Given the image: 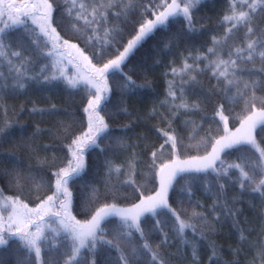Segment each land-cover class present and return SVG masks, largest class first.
I'll list each match as a JSON object with an SVG mask.
<instances>
[{"label":"trees","instance_id":"16d2710c","mask_svg":"<svg viewBox=\"0 0 264 264\" xmlns=\"http://www.w3.org/2000/svg\"><path fill=\"white\" fill-rule=\"evenodd\" d=\"M23 2L3 0L0 5L5 8L0 29L6 51L0 58V207L5 197H11L34 209L53 194L55 173L73 159L68 146L88 130L90 114L95 119V113L85 111L95 90L86 83V62L76 49L69 55L62 43L59 49L45 46L47 37L31 17H21L23 23L12 26L6 5ZM49 2L53 4L51 26L97 67L114 58L117 48L123 50L142 20L153 19V11L164 9L157 8L161 0ZM177 2L183 7V0ZM241 12L247 15L235 28L236 21L224 20ZM191 15L192 31L182 15L170 18L135 49L120 70L107 74V91L96 109L107 130L97 140L98 147L85 149V167L67 185L72 194L69 213L75 220L87 221L104 205L129 206L153 195L159 189L160 165L203 156L225 134L217 112L222 111L228 117L227 128L234 129L251 111L245 109L241 92L247 98L253 94L264 98V57L260 55L264 52V0H200ZM105 29L120 34L107 46ZM176 36L180 39L172 40ZM169 41V47H164ZM249 43L253 49H248ZM102 51L106 54L101 55ZM221 60L226 63L216 67ZM15 68H21L22 75L17 76ZM126 78L134 84L125 86ZM256 107H261L258 100ZM169 137L174 138L175 148ZM254 137L264 151V127L257 126ZM235 164L252 179L245 180L240 169L229 168ZM261 180L264 163L259 150L249 145L226 149L213 168L180 172L172 180L168 205L195 231L188 228L178 234L175 217L163 209L156 216L141 217L144 239L133 230L132 243L137 248L148 243L157 255L155 264L160 260L166 264H264V188L254 191ZM9 211H0L4 229ZM60 219L45 217L42 227L48 243L40 245L39 259L4 231L8 242L0 248V264H69L72 241ZM115 224L113 219L103 225L104 239L114 240ZM118 243L120 252L99 244L95 254L90 248L82 249L80 264H123L116 258L123 253L131 259V248L124 241ZM140 252L136 264H154L150 252Z\"/></svg>","mask_w":264,"mask_h":264},{"label":"snow or ice","instance_id":"6c2138e0","mask_svg":"<svg viewBox=\"0 0 264 264\" xmlns=\"http://www.w3.org/2000/svg\"><path fill=\"white\" fill-rule=\"evenodd\" d=\"M200 0H183V7L177 0H172L171 4H166L165 0H161L160 4L157 5V8L163 7V11H153L155 19H145L142 20L139 24L138 30L132 39L127 41V44L123 46V51H119L117 48L118 54L114 58L108 59L106 63H103L102 66L97 67L92 64L88 56L77 47L75 44H69L67 40H62V37L57 32L56 28L51 26V15L53 11V4L49 0H24L23 3L14 4L8 3L6 5L7 14L9 19L12 20V26H15L18 23H23L24 19L31 17L32 23L37 25L39 32L43 34L44 37H47L45 46L51 44L53 49H59L62 45L69 49L68 54L71 55V49H76L79 53V56L82 57V60L86 62L85 67L88 70V74L85 77L86 83L91 84L94 88L93 98L88 101V107L85 108V111L88 112L91 110L92 113H95V119L93 115L89 116V125L88 130L82 134L80 137H76L72 140L71 144L68 146L69 151L73 157L72 160L68 161V165L65 168H61L55 173L57 179L55 183V191L52 195L47 196L36 208H28L26 204H21V202L16 199L13 200L11 197H5L3 206L0 207V211L8 210L9 214L7 217V229L3 228L4 218L0 216V248H3L7 245V239L3 234L4 231H7L10 235L16 236L20 242L22 248L27 250L29 255L33 252L37 259L41 255L40 245L48 243V237L46 236L45 230L42 227L45 217L49 219L52 218H61L60 223L63 225V228L68 236L71 237V252L72 259L69 264H80L81 260V250L90 248L92 253L98 251L97 245H107L110 248H115L117 252H120V246L118 241H124L131 248V259L128 256L121 253L117 256L118 261H122L123 264H136V261L139 259L141 254L140 249L143 251L150 252L152 261H157L156 253L151 251V248L148 243H144L137 248L133 245L131 237L133 235V230L140 234V238L144 239V233L140 228L141 217L147 215L156 216L159 214L160 210L167 209L171 213L177 222L175 231L178 234H183L185 229L192 228L195 231L194 227L191 224H187L184 221L180 220V217L176 214L175 210L171 209L167 203V195L169 188L172 184V180L175 178L178 172H189V171H206L209 168H213L215 162L220 160V153L226 149L236 148L242 145H249L253 148H257L255 139L252 135L253 131L257 126L264 127V98H257L254 94L251 98H247L241 92L240 98L244 99L245 109L249 107L251 111L248 112L242 119H240V127L235 130V132H230L227 128L228 117L223 115L222 111L217 112L220 119L224 122V132L225 135L215 140L211 146V152L203 157H195L191 160L179 161L173 160L170 163L162 164L159 168V189L150 196L143 197L140 199L139 203L132 205L129 208H118L115 204L104 205L98 208L95 213L91 216V219L81 223L78 220H75V217H71L69 213V207L71 204V192L68 190L69 180L78 176L84 169L85 165L83 163V154L86 148L97 146V140L100 136L106 132L107 125L104 124L103 118L99 116L96 109L100 106L102 99H104L103 93L107 91L106 76L110 71H118L121 69V65L127 60V58L134 53L135 49L139 47L147 38L153 36L155 31L160 29L162 26H165L170 18L174 16L182 15L188 21V31H192L191 21V9L194 8ZM0 5H3V0H0ZM17 13L15 17L13 13ZM5 15V8L0 7V17ZM246 13L241 12L239 16L233 14L232 16H225V21H236L237 23L233 24V28L239 25V22L243 21L246 17ZM3 29H0V58L5 54V46L3 44ZM95 32L96 29H93ZM231 31V29H229ZM251 29H249V32ZM119 32L115 30L105 29V39L104 45H110L113 41H116L119 37ZM180 37H173L172 40H179ZM91 42V39H89ZM214 39V43H215ZM171 41L164 44V47H169ZM248 49H253V44L249 43L247 45ZM213 49H209V52H212ZM106 54L101 52V55ZM13 56H19V52H13ZM264 57V52L260 53ZM251 57L249 56V59ZM226 63L221 60L216 64V67H219L220 64ZM235 64V61H232ZM185 67H189L185 65ZM17 76L22 75L21 68H15ZM175 73V69H173ZM221 76H224L225 73H220ZM69 83H74L69 81ZM229 83H232L229 81ZM134 84L131 81V78H126V85ZM21 87L23 85H20ZM248 87L247 84L244 86ZM170 95H175V93H170ZM235 97L233 96L229 102H233ZM259 101L261 107H256V101ZM186 107V105H184ZM223 108V106H221ZM167 135V134H166ZM173 140V148H175V140L173 137H169ZM167 143V141H166ZM163 147V146H162ZM257 150H259L257 148ZM261 157H264V151L260 152ZM153 157H156V153H153ZM193 165H197L193 168ZM229 168L240 169L241 176L245 180H251L247 172L243 170L240 164L229 165ZM3 175V173H0ZM261 188H264V180H261L259 185L254 189V191H259ZM95 192V189L93 190ZM0 195H2V190H0ZM23 208L25 211L21 212L20 208ZM229 214H232L231 209H229ZM198 215V214H194ZM115 219L116 224L112 228V231L115 233L114 240L104 239L105 228L104 224ZM160 221H157V226L160 225ZM34 229V230H31ZM243 240L244 237L241 236ZM167 242V236L164 238ZM117 241V243H114ZM264 248V244L261 245ZM159 264H166V261L160 260Z\"/></svg>","mask_w":264,"mask_h":264},{"label":"rangeland","instance_id":"374dc122","mask_svg":"<svg viewBox=\"0 0 264 264\" xmlns=\"http://www.w3.org/2000/svg\"><path fill=\"white\" fill-rule=\"evenodd\" d=\"M171 3H172V2H171ZM171 3H170V4H171ZM177 3H178V2H177ZM163 10H164V9H163ZM163 10H162V11H163ZM153 19H155V17H154ZM122 51H123V50H122ZM239 127H240V125L237 126V127L234 128V129H229V128H228V129H229L230 132H235V130H236L237 128H239ZM224 135H225V134H223L222 136H224ZM252 135H253V137H254V131H253ZM222 136H221V137H222ZM219 138H220V137H219ZM219 138H218V139H219ZM254 139H255V137H254ZM255 142H256V146H257V148H258L259 151L261 152L262 150H261L259 144L257 143L256 139H255ZM257 148H256V149H257ZM210 152H211V149H210V151H209L208 153H210ZM208 153H207V154H208ZM207 154H205V155H203V156H206ZM220 154H221V153H220ZM203 156H199V157H203ZM194 158H195V157H194ZM191 159H193V158L179 159V161L183 162V161L191 160ZM263 163H264V157H263ZM196 166H197V165H193V168H195ZM178 173H180V172H178ZM178 173H177V174H178ZM159 186H160V185H159ZM139 201H140V200H139ZM139 201L136 202V203H134V204L139 203ZM167 203H168V201H167ZM134 204H132V205H134ZM132 205H129V206H117V207H118V208H129V207H131ZM90 219H91V218H90ZM90 219H88V220H90ZM88 220H87V221H88ZM85 222H86V221H85ZM83 223H84V222H83Z\"/></svg>","mask_w":264,"mask_h":264}]
</instances>
